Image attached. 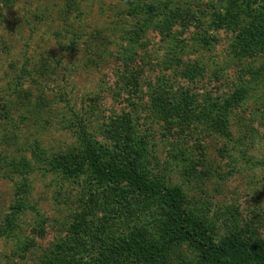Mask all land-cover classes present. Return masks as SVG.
I'll use <instances>...</instances> for the list:
<instances>
[{
    "label": "rangeland",
    "instance_id": "1",
    "mask_svg": "<svg viewBox=\"0 0 264 264\" xmlns=\"http://www.w3.org/2000/svg\"><path fill=\"white\" fill-rule=\"evenodd\" d=\"M260 14L264 0H18L5 12L0 264H209L167 243L159 199L48 170L87 142L178 187L215 242L264 248V43L247 41L263 35Z\"/></svg>",
    "mask_w": 264,
    "mask_h": 264
},
{
    "label": "trees",
    "instance_id": "2",
    "mask_svg": "<svg viewBox=\"0 0 264 264\" xmlns=\"http://www.w3.org/2000/svg\"><path fill=\"white\" fill-rule=\"evenodd\" d=\"M17 2L18 0H0V22L5 12L11 11ZM259 16L263 18L261 19L263 35L253 34L257 39L255 42H253L252 34L247 37L248 43L253 48L264 43V14ZM139 31L142 35L145 33L146 27L143 23H141ZM78 160L71 161L59 157L49 162L48 170L61 172L68 178H74L88 169L97 182L109 184L124 182L142 194L159 199L167 208L165 240L168 244H188L198 252L201 262L209 264H264V248L260 246L250 245L236 236H229L215 242L202 223L186 211L184 195L178 187H169L160 182L151 181L137 171L133 165L117 166L106 163L101 159L97 149L88 142L85 143L82 156ZM146 252L142 254L151 253L148 249Z\"/></svg>",
    "mask_w": 264,
    "mask_h": 264
}]
</instances>
